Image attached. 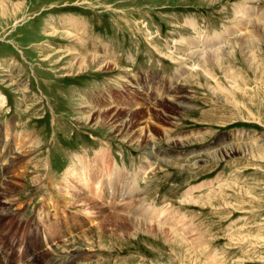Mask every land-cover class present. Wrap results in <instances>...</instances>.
<instances>
[{"label": "rangeland", "instance_id": "rangeland-1", "mask_svg": "<svg viewBox=\"0 0 264 264\" xmlns=\"http://www.w3.org/2000/svg\"><path fill=\"white\" fill-rule=\"evenodd\" d=\"M0 125V264H264V0H0Z\"/></svg>", "mask_w": 264, "mask_h": 264}, {"label": "bare ground", "instance_id": "bare-ground-1", "mask_svg": "<svg viewBox=\"0 0 264 264\" xmlns=\"http://www.w3.org/2000/svg\"><path fill=\"white\" fill-rule=\"evenodd\" d=\"M246 20H247V18H246ZM258 32H260V31H258ZM245 38V37H244ZM243 42V41H242ZM223 47V46H222ZM222 51H221V53H218V51L219 50H217V49H214V50H210V51H212V53H210V54H206L207 55V58L209 59V57L208 56H211L210 57V59H214V60H217V58H219L221 55H222V52L224 51V47L223 48H220ZM205 53H206V51H201L198 55H204V57H202L201 58V61L204 59V62H205ZM248 53V52H247ZM197 57V56H196ZM93 59V58H92ZM209 59V60H210ZM86 62V61H85ZM82 63V62H81ZM86 64V63H85ZM84 64V65H85ZM196 69V68H195ZM186 72V71H185ZM184 72V73H185ZM187 73V72H186ZM207 74V73H206ZM207 75H209V74H207ZM113 115V114H112ZM98 116V115H97ZM123 120V119H122ZM146 122V121H145ZM145 128V127H144ZM6 141V140H5ZM8 145L10 146V143H8ZM6 149L4 150V151H2L1 152V150H0V154H1V157H4L5 156V154H7V147H5ZM1 149H3L2 147H1ZM107 154L105 153V151L104 152H100V153H98V154H96V161L97 162H100L101 163V165L104 163V160L106 159V156ZM4 159L5 160H2L1 161V164H0V175H1V170L3 169V166L5 165V163H7L8 161H7V159H8V156L7 157H4ZM82 164V163H81ZM106 166L107 165H105V171L103 172V177H108L109 178V182H108V184H107V190H106V192L108 193V196H107V198L109 197V198H111L114 194L116 195V190H117V186H118V184H117V182H112V180L110 179V177H111V172L109 171V169L108 168H106ZM149 167V166H148ZM89 168H92L91 166L89 167ZM146 172V171H145ZM102 173V172H101ZM77 174H80V178L79 179H76L75 180V182L76 181H79V183H81V186H85L86 185V189L88 190V188L90 187L89 185H91V184H88V179H92V182H95L96 181V179H97V175H94V174H90V175H87V174H85L84 173V169L81 167V166H75V167H73V168H69L68 170H67V173L65 174V181L68 183V184H66V186H65V192H70L71 191V189H72V187L70 186V185H72V183H74V184H76L75 182H72L73 181V179L71 178L73 175H77ZM145 174V173H144ZM101 176V175H100ZM102 179V178H101ZM119 179L120 178H118V181H119ZM102 182L104 181V179H102L101 180ZM106 183V182H105ZM126 183V182H125ZM125 183H123V186L125 187ZM131 183V182H130ZM135 183V182H134ZM83 184V185H82ZM127 184V183H126ZM94 185H98V187H95V189H99V187H100V181H99V183L97 182V184L96 183H94ZM128 185V184H127ZM64 186V185H63ZM135 186V185H134ZM136 187V186H135ZM131 188V187H130ZM90 190V189H89ZM88 190V191H89ZM96 191V190H95ZM94 190H93V192L91 193V192H89L90 194H91V196L90 195H88L89 193H86V191L85 190H83V192H82V190L80 191V189H78V193L77 192H75L74 193V195H73V198L75 199V204H79V207L82 209V210H87V206L89 207L90 205H92V206H94L95 208H98L99 209V206L101 207V204H99V206L97 207V206H95L96 205V200H95V196H96V194H97V192H95ZM134 191H132V190H130L129 191V185H128V193H133ZM127 193V194H128ZM69 194V193H68ZM70 194H71V192H70ZM69 194V195H70ZM123 195H125V193H121V194H119V197L117 198V201H121V197L123 196ZM97 199V198H96ZM128 199H129V197H128ZM132 199V198H131ZM81 203V204H80ZM121 203V202H120ZM75 206V205H74ZM106 206V205H105ZM76 207V206H75ZM108 207V206H107ZM108 210V209H107ZM151 212V211H150ZM163 212V211H162ZM162 212L161 211H152V215H154L155 216V219L157 218H159L160 217V215H162ZM101 213H106V208L104 207V208H102L101 207ZM127 213V212H126ZM113 214V213H112ZM111 214V215H112ZM164 214V213H163ZM88 215V214H87ZM91 215H92V213H91ZM95 215V214H94ZM110 216V215H109ZM134 216V215H133ZM143 216V215H142ZM141 216V217H142ZM146 216V215H145ZM154 216H152L151 218H154ZM88 217V216H87ZM121 217H123V216H121L120 214H116V213H114L113 215H112V217L111 218H113L112 219V222H113V224H114V226L113 227H115V229L116 230H118V231H124L125 230V228L126 229H130L131 228V226H132V228H133V230H140V231H145V232H150L152 229V227H153V225H151V224H146L145 226H143V222H141L140 220H137V219H131V220H129V219H122ZM136 217V216H135ZM144 217V216H143ZM163 217V216H162ZM104 218V217H103ZM85 219V218H84ZM159 220V219H158ZM75 220H73V221H71V223L68 221V220H63V222H62V225L63 226H66V235H71V231H73V223L72 222H74ZM116 223H115V222ZM102 224H104L105 223V225H103L102 227H104V226H106V224H109V220L108 219H103L102 221ZM93 223V222H92ZM145 223V222H144ZM83 223H80L79 222V226H81ZM91 225V224H90ZM56 228V227H55ZM99 228V227H98ZM101 229V228H100ZM48 230V228H47V226H46V229H43L42 230V235H46V232H48L47 231ZM56 235V234H55ZM59 234H57V236H58ZM41 237V236H40ZM49 238H51V237H49ZM48 238V239H49ZM82 238V237H81ZM41 239H44V238H42L41 237ZM46 239H47V237H46ZM44 241H45V239H44ZM47 245H48V243H47ZM8 250H3L1 253H3L4 252V255L7 257L8 256V252H7ZM32 255V254H31ZM8 259V258H7ZM6 259V260H7ZM35 260V259H34Z\"/></svg>", "mask_w": 264, "mask_h": 264}, {"label": "water", "instance_id": "water-1", "mask_svg": "<svg viewBox=\"0 0 264 264\" xmlns=\"http://www.w3.org/2000/svg\"><path fill=\"white\" fill-rule=\"evenodd\" d=\"M204 148H201L200 150H203Z\"/></svg>", "mask_w": 264, "mask_h": 264}]
</instances>
